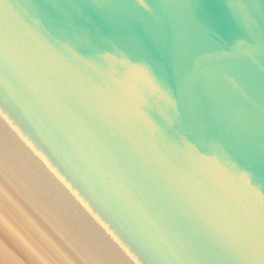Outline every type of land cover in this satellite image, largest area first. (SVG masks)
<instances>
[{
  "label": "water",
  "instance_id": "water-1",
  "mask_svg": "<svg viewBox=\"0 0 264 264\" xmlns=\"http://www.w3.org/2000/svg\"><path fill=\"white\" fill-rule=\"evenodd\" d=\"M0 180L80 264H264V0H0Z\"/></svg>",
  "mask_w": 264,
  "mask_h": 264
},
{
  "label": "rangeland",
  "instance_id": "rangeland-1",
  "mask_svg": "<svg viewBox=\"0 0 264 264\" xmlns=\"http://www.w3.org/2000/svg\"><path fill=\"white\" fill-rule=\"evenodd\" d=\"M0 210H2L1 215L6 218V221H4L7 225H13L18 230L20 228V234L23 236V239L28 241L34 250L38 251L40 248L43 250L41 254L47 260L46 264H80L38 221L36 216L9 191L1 180ZM26 234L30 235L32 239L28 240L29 237H26Z\"/></svg>",
  "mask_w": 264,
  "mask_h": 264
},
{
  "label": "bare ground",
  "instance_id": "bare-ground-1",
  "mask_svg": "<svg viewBox=\"0 0 264 264\" xmlns=\"http://www.w3.org/2000/svg\"><path fill=\"white\" fill-rule=\"evenodd\" d=\"M0 210V264H46L41 248L34 250L30 243L23 239L19 230L13 225H7L6 218ZM5 220V221H4ZM18 232H16V231ZM22 238H21V237ZM26 237L32 239L30 235Z\"/></svg>",
  "mask_w": 264,
  "mask_h": 264
}]
</instances>
